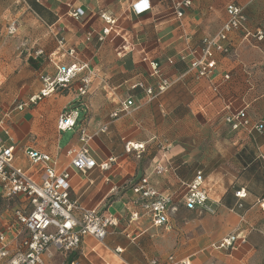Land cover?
Returning <instances> with one entry per match:
<instances>
[{
  "label": "crops",
  "instance_id": "1",
  "mask_svg": "<svg viewBox=\"0 0 264 264\" xmlns=\"http://www.w3.org/2000/svg\"><path fill=\"white\" fill-rule=\"evenodd\" d=\"M178 2L0 0V141L13 147L14 163L36 182L43 170L27 152L49 154L55 172L70 174L71 200L113 219L102 240L84 235L75 252L49 248L46 264L163 263L169 255L187 264H264V212L256 203L264 200V132L231 130L223 120L228 110L240 109L251 119L264 117V0H190L181 16ZM229 3L241 8L244 25L231 35L233 51L215 52L213 72L200 76L190 64L200 56L202 38L226 21ZM11 21L16 32L4 39ZM73 62L93 72L87 92L78 94L75 80L41 96L42 78ZM160 79L168 87L150 99L145 87L156 89ZM31 96H38L34 103ZM75 109L83 114L77 124L91 135L85 144L77 126L57 129L58 116ZM115 110L121 111L113 116ZM127 143L143 148L126 151ZM84 145L96 165L80 172L66 151ZM197 171L211 185L213 213L187 209L179 199L181 182ZM144 176L173 197L168 226H153L147 217L128 222L138 209L132 188ZM17 209L30 210L26 198L0 197V230L7 237ZM234 233L245 241L217 247Z\"/></svg>",
  "mask_w": 264,
  "mask_h": 264
},
{
  "label": "built area",
  "instance_id": "2",
  "mask_svg": "<svg viewBox=\"0 0 264 264\" xmlns=\"http://www.w3.org/2000/svg\"><path fill=\"white\" fill-rule=\"evenodd\" d=\"M190 0L175 3L177 16H181V6H188ZM227 19L217 32L210 37L201 40L200 56L190 64V69L198 68L200 76H206L213 72L215 52L229 54L233 51L231 35L242 29L245 17L239 6L229 3L226 6ZM107 24L113 23L110 17L103 16ZM109 28H103L105 34ZM16 32V22L11 21L6 27V34L13 35ZM257 40L263 39V32L255 33ZM62 46V41H58ZM41 51H38L40 53ZM68 53L73 55L74 51ZM56 74L53 78L43 77V87L40 95L45 96L53 92L58 87H66L73 81L78 80L80 85L77 92L84 95L90 83L92 70L87 63L73 62L70 64H57ZM153 74H158L156 64L152 67ZM86 72V73H84ZM227 79L228 76L225 75ZM168 82L160 79L156 89L145 87V92L150 99L162 93ZM38 96H31L28 103H34ZM27 103L17 105L19 110L23 109ZM121 110L128 112L127 106L121 104ZM121 110H115L112 115L116 116ZM81 111L75 109L60 114L57 118V129H71L78 127L80 130L79 140L85 144L91 135L77 124L82 117ZM223 120L231 130L243 129L248 132H264V117L258 120L247 116L244 109L237 111H227L223 115ZM105 127L101 128L104 131ZM143 144L127 143L125 150H140ZM86 145L80 148L70 147L66 154L69 156V165L80 171L86 172L92 169L96 162L87 152ZM28 157L34 165H40L43 170L41 182H36L31 176L13 161V147L4 145L0 141V197L12 198L22 196L26 198L30 206L29 211L17 209L13 213V219L7 224V229L12 231L11 237H7L0 230V264H46L42 255L49 249L62 252H75L79 249L81 239L84 235H91L97 240H102L108 232V227L113 223L111 216L99 213L96 209H89L81 206L78 201L71 200L69 196L70 174L67 170L55 172V160L49 154L36 150H29ZM107 162L100 164V167L107 168ZM158 173L163 171L161 166L157 167ZM183 192L180 201L187 209H198L199 212L213 213V199L211 198V185L200 171L188 182H181ZM137 196V210L129 212L128 222L147 217L153 226H168L173 197L152 187L146 176L142 177L132 188ZM243 192H236L237 197H243ZM260 209L264 212V200L256 201ZM236 240L245 241L244 236L236 233L223 238L217 247L230 249ZM149 264H187L185 261H176L173 255H169L163 263L151 259Z\"/></svg>",
  "mask_w": 264,
  "mask_h": 264
},
{
  "label": "rangeland",
  "instance_id": "3",
  "mask_svg": "<svg viewBox=\"0 0 264 264\" xmlns=\"http://www.w3.org/2000/svg\"><path fill=\"white\" fill-rule=\"evenodd\" d=\"M10 36H11V35L4 36V39H6L7 37L9 38ZM2 38H3V37H2ZM22 46L25 48V47H26V44L24 43ZM23 47H22V48H23ZM67 87H68V86H67ZM67 87H62V88H67ZM65 138H66V134H63L62 142H64Z\"/></svg>",
  "mask_w": 264,
  "mask_h": 264
}]
</instances>
